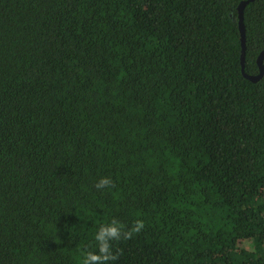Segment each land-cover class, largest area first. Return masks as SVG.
I'll use <instances>...</instances> for the list:
<instances>
[{"label": "trees", "instance_id": "1", "mask_svg": "<svg viewBox=\"0 0 264 264\" xmlns=\"http://www.w3.org/2000/svg\"><path fill=\"white\" fill-rule=\"evenodd\" d=\"M240 1L0 0V264H84L114 220L117 258L89 264H264ZM243 26L254 75L264 0Z\"/></svg>", "mask_w": 264, "mask_h": 264}, {"label": "clouds", "instance_id": "2", "mask_svg": "<svg viewBox=\"0 0 264 264\" xmlns=\"http://www.w3.org/2000/svg\"><path fill=\"white\" fill-rule=\"evenodd\" d=\"M111 180L104 178L100 180L96 187L103 188L105 186L111 185ZM117 224L115 227H107L103 228L99 235H96V240L100 241V252L103 254L102 256L92 255L91 252L87 254V257L84 261V264H89V261H98V260H115L117 257L112 255L110 252V241L118 240L121 238V226H119L117 221H113ZM144 227L142 221H137L135 227L130 232H124L123 238L129 239L131 238L132 232H139Z\"/></svg>", "mask_w": 264, "mask_h": 264}, {"label": "water", "instance_id": "3", "mask_svg": "<svg viewBox=\"0 0 264 264\" xmlns=\"http://www.w3.org/2000/svg\"><path fill=\"white\" fill-rule=\"evenodd\" d=\"M252 0H241L238 5H237V17H238V29H239V34H240V65H241V70L243 75L250 79L251 81H256L258 80L262 73H263V66L261 65V59L264 55V51L261 52L257 58V63L259 65V72L254 75H249L244 72V55H245V34H244V26H243V9L245 5Z\"/></svg>", "mask_w": 264, "mask_h": 264}]
</instances>
